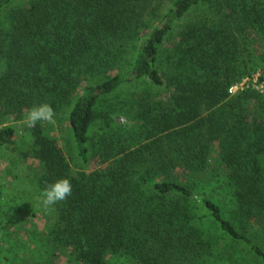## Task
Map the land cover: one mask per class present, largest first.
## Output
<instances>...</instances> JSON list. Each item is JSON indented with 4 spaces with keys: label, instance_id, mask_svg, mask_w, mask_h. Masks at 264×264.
Returning <instances> with one entry per match:
<instances>
[{
    "label": "trees",
    "instance_id": "obj_1",
    "mask_svg": "<svg viewBox=\"0 0 264 264\" xmlns=\"http://www.w3.org/2000/svg\"><path fill=\"white\" fill-rule=\"evenodd\" d=\"M262 38L264 0H0L2 144L36 165L38 195L59 178L72 183L48 211V256L65 257L51 264H187L192 255L202 258L192 264H236L208 238L171 229L188 219L192 198L221 247L264 264L260 243L236 228L264 225L262 96L249 85L228 93L256 71ZM136 83L146 88L116 114L142 140L93 142L97 103ZM43 102L55 113L68 105L73 154L85 168L67 162L54 123L23 122ZM20 129L25 142L15 140Z\"/></svg>",
    "mask_w": 264,
    "mask_h": 264
},
{
    "label": "rangeland",
    "instance_id": "obj_2",
    "mask_svg": "<svg viewBox=\"0 0 264 264\" xmlns=\"http://www.w3.org/2000/svg\"><path fill=\"white\" fill-rule=\"evenodd\" d=\"M263 47L264 39H257L253 49L256 71L247 80L252 89L262 96L260 98L262 102H258V104L264 112V80L262 82L258 81L259 77L264 76V59L260 58ZM130 51L132 52L131 49ZM130 51L128 55H130ZM258 86H263V89H256L255 87ZM145 88L146 84L142 83L125 86L112 96H108L97 103L89 138L96 142L98 138L104 136L107 140L114 141L119 146L118 148H135L137 143L142 140L141 135L136 130V123L117 117L116 108L119 104H131L134 96ZM165 96L162 93L160 98L163 99ZM68 108V105H66L56 113L54 127L58 128L53 134L57 137L58 146L72 169H82L85 167H82L74 156L71 146V136L66 121ZM5 126H0V264H47L48 262L51 264L52 261L53 263H63L65 257L60 253H56L55 257L51 259L48 256L50 255L48 250L51 248L48 247L50 243L45 241V237H47V226L52 215L50 212L42 210L39 204L40 195L37 194L33 183L30 181L36 165L29 159L21 160L17 158L11 147L2 144L1 130ZM21 135H24L23 141L25 142L27 133H22L21 129L17 131L15 140L17 141ZM262 167L264 176V163ZM95 168H98L97 164L91 161L88 170ZM185 215L188 218L187 220L181 217L185 221H180L171 228L179 230L181 237L184 236V239L187 240L188 236H192L196 232L195 236L199 237L198 234H200L202 235L201 238H208L211 242L213 241L215 250L218 249L223 258H227L231 262L234 261L236 264H250L248 258L243 256L240 251L221 247L224 241L219 238L220 232L206 217V213L199 206L198 200L192 198L188 202ZM236 228L242 234L255 238L264 249V225L259 226V223L256 224V222L251 221L244 226L236 223ZM175 239H177L176 236L173 237V240ZM193 257L194 255L189 257L186 263L192 264L202 260V258L192 259ZM117 260L111 259L110 262H116Z\"/></svg>",
    "mask_w": 264,
    "mask_h": 264
},
{
    "label": "clouds",
    "instance_id": "obj_3",
    "mask_svg": "<svg viewBox=\"0 0 264 264\" xmlns=\"http://www.w3.org/2000/svg\"><path fill=\"white\" fill-rule=\"evenodd\" d=\"M55 111L51 104L43 102L26 110L23 122L28 127H35L38 122L54 123ZM72 194L71 180L64 177L48 184L39 197V204L44 212L54 211L55 206L65 201Z\"/></svg>",
    "mask_w": 264,
    "mask_h": 264
},
{
    "label": "built area",
    "instance_id": "obj_4",
    "mask_svg": "<svg viewBox=\"0 0 264 264\" xmlns=\"http://www.w3.org/2000/svg\"><path fill=\"white\" fill-rule=\"evenodd\" d=\"M260 79L258 81L262 82L264 80V76H261L259 77ZM264 83V82H263ZM249 85L251 86V84L248 82L247 79L243 80L239 85H235L233 87H231L229 90H228V93L229 94H234L235 92H237L238 90H242L243 88H246V86ZM252 87V86H251ZM256 89L260 88V89H263V86H258V87H255Z\"/></svg>",
    "mask_w": 264,
    "mask_h": 264
}]
</instances>
